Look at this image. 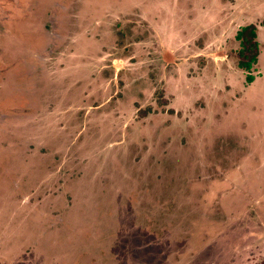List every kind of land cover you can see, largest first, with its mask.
<instances>
[{"label": "rangeland", "instance_id": "1", "mask_svg": "<svg viewBox=\"0 0 264 264\" xmlns=\"http://www.w3.org/2000/svg\"><path fill=\"white\" fill-rule=\"evenodd\" d=\"M263 19L264 0H0V264H263Z\"/></svg>", "mask_w": 264, "mask_h": 264}, {"label": "trees", "instance_id": "2", "mask_svg": "<svg viewBox=\"0 0 264 264\" xmlns=\"http://www.w3.org/2000/svg\"><path fill=\"white\" fill-rule=\"evenodd\" d=\"M261 25L264 26V19L261 21ZM236 39L240 43V48L237 51V65L246 73V81L253 82L252 69L260 54L257 25L250 23L241 27L236 33Z\"/></svg>", "mask_w": 264, "mask_h": 264}]
</instances>
